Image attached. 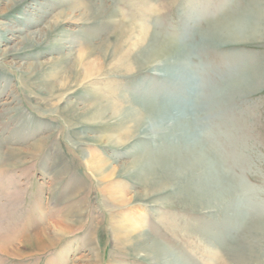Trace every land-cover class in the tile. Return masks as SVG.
Segmentation results:
<instances>
[{
    "label": "rangeland",
    "instance_id": "374dc122",
    "mask_svg": "<svg viewBox=\"0 0 264 264\" xmlns=\"http://www.w3.org/2000/svg\"><path fill=\"white\" fill-rule=\"evenodd\" d=\"M258 12L264 0H0V264H153L118 225L131 212L179 264H264ZM197 135L237 199L151 179L169 151L207 153ZM44 229L46 248L23 243Z\"/></svg>",
    "mask_w": 264,
    "mask_h": 264
},
{
    "label": "bare ground",
    "instance_id": "6f19581e",
    "mask_svg": "<svg viewBox=\"0 0 264 264\" xmlns=\"http://www.w3.org/2000/svg\"><path fill=\"white\" fill-rule=\"evenodd\" d=\"M234 19L235 18H232L230 20L229 17H226V20L224 21V24H225L224 27L231 28L232 31H235L234 34H231V37H234L235 40H239L240 35L247 34L250 32L251 34L250 33H249L250 35L247 34V37L251 39H257L258 36L253 33V30L257 28L261 30L259 26H260V23L264 22V12H258L255 15L251 16L250 20L252 23L249 22V24H251L252 27H251V31H249L250 29L248 30L249 32H245L244 28L242 27H239V28L234 27L233 26L235 24ZM254 32L256 33L255 30ZM243 36L246 37L245 35ZM155 40L158 42L160 39L159 37H157ZM231 44H240V42H234ZM163 45L167 46V48L172 47V45L167 41L163 42L162 46ZM152 52L155 53V57L162 56L164 53V52H161L160 50L158 51L152 50ZM161 125L162 124L158 125L159 131L162 128ZM181 126H182L181 124L179 126L177 125V127L179 128ZM164 128H166V126ZM164 128L162 129L164 130ZM200 137H201L200 135H197V137H195L193 141H195L194 143L201 141L202 145L207 149L206 150L207 153L205 152L198 153L197 150L195 149L196 151H193V152H195L194 154L197 153V155L194 156V159L191 162L189 157L193 155V152L192 153L190 152L182 153V152H178V150L169 151L165 153L164 156L158 158V160L155 159L154 165H155L156 170H152V172L154 171L155 172H154V175H152L151 179L153 180V178H156L157 176L159 178L162 177L163 179H166V180L170 178L173 180L178 179L180 181L183 178L187 179L188 185L190 187L186 188L183 192H185V195L192 197L198 203L206 202L208 204H213L214 202L215 203L219 202V200L228 201L230 199L231 200L235 199L237 191L234 193V190H233L234 185L232 184V182L231 184L228 182L224 188H222L220 185L219 176L223 177L224 175L221 170L222 166L218 164V160H219L218 156L215 150L212 149L213 146L208 145L207 143L203 142ZM101 164H103V161H99V159L94 158L93 156H91L90 159L85 158V165L88 167V169L91 171V173L94 176L103 175V172H102L103 165ZM180 181L178 182V186L180 185ZM112 196L115 197L114 194H112ZM112 201H114L113 198H112ZM225 203L226 202H222L221 204H225ZM131 214L132 215L129 217V219H127L128 223L126 225H122V223H118V225L124 230H126L127 232L134 234L130 242L132 243V246L134 247L135 251L139 253V255L142 258L150 260L153 264H179L173 260V257L167 252V250L164 247L158 245L157 243L152 241L145 233L141 232L139 224H138L139 220H138L136 213L131 212ZM258 229L264 232V223H259ZM46 236H47V230L44 229L41 234H37V233L32 234L30 238L29 237L26 238L23 243L28 245L29 248H32L33 250L35 249L42 250L46 248L47 245H49V242H48L49 239H47ZM231 250L237 256L239 257L241 256V252H240L241 250L239 249V247L233 246L231 247L230 251Z\"/></svg>",
    "mask_w": 264,
    "mask_h": 264
}]
</instances>
